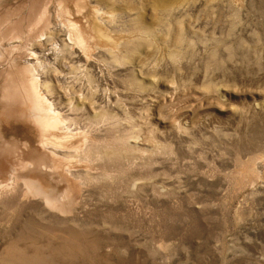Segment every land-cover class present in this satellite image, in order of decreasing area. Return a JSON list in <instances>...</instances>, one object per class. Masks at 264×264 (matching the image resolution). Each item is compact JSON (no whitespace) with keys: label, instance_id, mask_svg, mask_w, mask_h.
Masks as SVG:
<instances>
[{"label":"rangeland","instance_id":"obj_1","mask_svg":"<svg viewBox=\"0 0 264 264\" xmlns=\"http://www.w3.org/2000/svg\"><path fill=\"white\" fill-rule=\"evenodd\" d=\"M186 3L179 16L141 6L156 21L150 35L132 26L114 33L116 46L92 50L86 69L98 70L90 82L97 120L54 96L76 129L78 151L64 148L74 153L64 162L79 190L58 215L37 203L47 193L23 197L0 185V264H264V0ZM51 17L65 27L64 16ZM109 48L129 49L130 64L106 59ZM75 58L63 62L78 61L68 69L77 79L63 74L78 94L86 62ZM1 130L6 140L40 146L21 122ZM11 152L0 155V183L21 185L9 172ZM45 177L54 195L63 193V177Z\"/></svg>","mask_w":264,"mask_h":264},{"label":"bare ground","instance_id":"obj_2","mask_svg":"<svg viewBox=\"0 0 264 264\" xmlns=\"http://www.w3.org/2000/svg\"><path fill=\"white\" fill-rule=\"evenodd\" d=\"M52 1L53 0H17V2L13 3L11 0H0V155L4 154V152L9 153L11 151V154L16 155V157H14L16 161L11 163L9 172L10 175H15V178L21 180V185L17 182V184L14 182H3L0 183V185L3 186V190L19 189L23 197L28 195H32V197H41L43 193L44 198L46 196H44V194L47 193V197L41 199V201H37V203L39 206L43 207V210L47 209V213L53 212V214L60 215L65 212L64 206L68 208L69 202L74 199L79 190L77 182L68 175L70 173H72V176L75 174H73L72 169L70 170L69 165L64 162L66 158L71 159L74 153H68L64 148L69 147L77 150L79 145L77 141L73 139L76 134L74 132L76 129L73 131L70 124L65 123V120L68 118L62 113L63 108L58 104L59 102L61 103V101L57 102V100L64 97L65 100L69 99L73 101L71 105L75 110H89L94 113L93 117H95V119L96 117H100L99 113L93 110L95 104L93 101L96 97L95 92L92 91L93 88L91 89L90 87L91 79L96 76L95 72L98 70L95 69V71L92 70V68L86 69V65L91 67L95 63H89L87 59L92 53V50L98 48L99 45H108V47L116 46L117 37L114 36L116 35L114 33L118 30L127 33L136 28L140 34L145 33L147 36L150 35V33L153 32L152 30L156 28L154 25L156 21H154V23L150 22V19L146 17L142 10L143 7L146 8L152 4V12L154 14L158 12L161 15L168 14L169 16H179L183 7L185 8V6H187L186 2L188 0H176L179 2L177 6L171 5L175 0H139V2L136 1L140 4L136 17H134V13H130L134 9H137V6H133L132 0H103V3H100L101 0H79L73 4H70L66 0H54L55 6L53 7V11L49 8V4L51 5ZM53 12L58 17L59 15L64 16L66 28L63 27L61 23V27L58 22L55 23L56 19L54 20L53 17H51V13ZM72 13L81 16L79 19L73 18L71 17ZM82 18L83 20H81ZM119 18L129 20L127 23L125 20L124 23L121 21L122 24L119 23L120 20L119 22L116 21V23L115 20ZM132 21L135 23H132ZM129 22L131 24H129ZM118 23L121 24L123 28L117 25ZM140 23L142 25H140ZM132 26L134 27L133 29ZM121 40V45H118L124 47L127 42L123 40V38H121ZM22 46H25V50L24 48L22 49ZM28 46H30V48H28ZM140 47L138 48L141 49ZM101 49L98 52L101 53ZM109 50L111 58H109L108 55L106 59L110 60L113 58V61H121L119 62L121 64L130 62L128 61L130 60L128 58L130 57L128 52H131L129 49L124 50V52L122 51V54L120 53L121 55L118 53L120 56L114 54L112 49L109 48ZM111 52L114 56L116 55L115 59ZM137 52L136 54L141 53L140 51ZM105 53L107 54L108 52L106 51ZM96 54L100 56L98 53L94 55ZM65 57L69 59L76 57L78 60H84L86 62L84 68L80 67L83 63H80L81 65L78 64L82 69L76 72V74H79V78L84 81L83 84L86 90H83V93L81 91L82 88L80 89L82 85L80 87L77 86L81 91V93L78 92V94L76 93L78 89L76 86H74L77 88L76 91L70 88L71 93H69V90H66L75 80H69L71 77L67 75L66 77L63 72L66 69V71H69L68 69L70 68L72 71L78 70L76 69L78 66L75 65L78 61L72 65H70V63H72L71 61L74 59L68 61V63L70 62L69 66L64 64L65 61L63 62ZM101 59L99 58V60ZM6 61L8 67L5 66V68H3L1 65ZM92 61L90 60V62ZM113 61L112 65H114ZM93 68L95 67L93 66ZM101 69L103 70V68ZM67 73H71V71ZM71 74L72 78H76L74 77L75 75L73 76V74H75L74 72ZM68 77L69 79H67ZM96 81L95 79V82ZM69 82L71 83L68 84ZM54 96L58 98L56 103L53 99L56 98ZM102 96H100V98ZM105 97L106 96L103 98ZM70 106L68 107L70 108ZM95 106L98 105L95 104ZM72 110L73 109H71V111ZM61 115H63V117ZM4 121L21 122L26 127H29L30 130L34 131L37 135L40 146H31V148L28 143L32 141L27 142L26 140V142L23 141L21 145L16 138L14 140H12V138L10 141L6 140V136L1 130ZM58 129L60 131H58ZM15 130L17 129L15 128ZM5 133H7V130ZM97 144L98 143H96V147ZM90 145L88 147L91 148L90 152H92L94 147L92 148ZM50 146H53V149ZM87 149L86 151L89 152ZM2 168L3 164L0 161V176L3 173ZM64 169H66V172H62ZM46 173L51 176L52 173H58L64 178L66 187L63 189V193L61 191L60 195H54V192L49 189V185L46 181ZM13 180L16 181L17 179Z\"/></svg>","mask_w":264,"mask_h":264}]
</instances>
